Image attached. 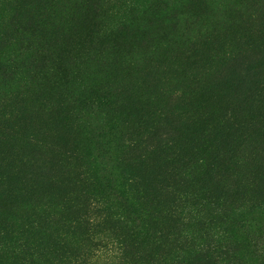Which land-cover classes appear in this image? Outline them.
Segmentation results:
<instances>
[{"label": "rangeland", "instance_id": "374dc122", "mask_svg": "<svg viewBox=\"0 0 264 264\" xmlns=\"http://www.w3.org/2000/svg\"><path fill=\"white\" fill-rule=\"evenodd\" d=\"M86 171L245 203L224 228L263 240L264 0H0L1 214L68 204Z\"/></svg>", "mask_w": 264, "mask_h": 264}, {"label": "trees", "instance_id": "16d2710c", "mask_svg": "<svg viewBox=\"0 0 264 264\" xmlns=\"http://www.w3.org/2000/svg\"><path fill=\"white\" fill-rule=\"evenodd\" d=\"M98 101L103 98L96 95ZM126 141L125 147L151 154L145 138ZM86 174V184L67 192L68 204L51 203L50 210L27 203V212L11 219L0 210V264H96L102 257L105 264H264V239L241 244L224 228L244 214L245 203L209 202L204 216L196 211L205 206L198 196L164 202L160 193L168 196V189L157 187L147 203L150 192L136 187L139 176L127 172L125 184L105 187ZM13 194L14 201L34 196L31 185Z\"/></svg>", "mask_w": 264, "mask_h": 264}]
</instances>
